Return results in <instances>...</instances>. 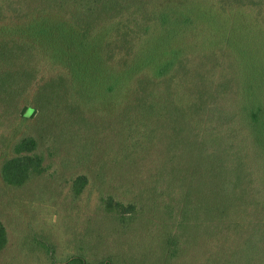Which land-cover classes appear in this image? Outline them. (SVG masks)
Wrapping results in <instances>:
<instances>
[{"label": "rangeland", "instance_id": "obj_1", "mask_svg": "<svg viewBox=\"0 0 264 264\" xmlns=\"http://www.w3.org/2000/svg\"><path fill=\"white\" fill-rule=\"evenodd\" d=\"M140 1L156 5L164 1L167 7H160V12L164 13L179 2L192 0ZM214 1L219 7L226 8V11L247 7V11L264 16V0ZM124 2L123 8L138 4V0ZM5 3L7 4L3 6L0 4V74L11 72L8 74V81L12 83V97L23 95L26 102L40 105L35 118L47 122L43 128L48 129L56 140L60 141L61 138L69 143L70 156L65 155L61 143L55 144L52 140L48 142L45 138L41 149L46 155L45 164L49 169L42 176L33 177L26 185L16 187L15 192L13 186L4 185L0 181V220L9 232V244L0 256V264H264V236H254V225L246 224L239 233L233 232L231 236L207 239L202 226L204 221L198 220L199 218L183 225L182 230L189 236L187 252L177 249L176 242L173 241L168 254L165 253L168 238L171 237L170 226L163 227V231L169 233L164 237L158 232L160 226L155 225L151 217L154 213L157 218L163 217L165 221L171 210L162 208L156 213L151 202L141 200L142 196L136 194V186L130 187L134 191L132 194L122 189L116 190L118 187L115 183L120 185L123 178L118 179V176H124L125 180L151 179L149 177L156 161L159 180L164 163L167 166L166 181L174 183L181 193L199 192L202 184L210 183H215V187L206 186L209 191H220L219 186H216L219 179L212 173H203L199 166L204 164L202 167H210L215 155L207 157L203 154H191L188 128L192 114L196 119V113L191 110L196 106L194 99L190 108L186 105L188 117L184 116L185 120L182 119L185 129L176 155L170 157L159 154L160 163L158 158L151 156L137 169L138 173L124 172L120 167L119 153L123 156L128 153L135 142L134 137L139 136L143 143L151 138L152 129L149 127L152 125L165 124L167 128L176 121L181 122V116L176 112L173 120L167 119L166 122L164 118L171 116L174 111L170 109L173 94L172 97L167 96V100L155 99L154 111L144 108L143 98L140 97L136 113L131 115L132 105L124 100L122 90L116 84L128 79L127 70L118 69V76L115 73L112 75L109 67L101 61L108 55V49L101 47L103 42L96 45L94 39L90 38L88 41L84 35L80 38L78 33L74 34L64 23V16L60 12H48L44 0H7ZM25 4L30 5L29 9L34 7L30 14L21 20H7L17 16L15 8L24 7ZM201 8L203 6L199 5L191 11L170 13L172 22L166 27L158 28L151 38L139 44L140 52L136 61H149L157 71L168 59L177 65L178 56L193 55V69L190 73L183 69L188 62L183 60L181 63L183 91L185 76L192 80L195 90H208L212 95L209 97L212 108L207 109L205 114L199 113L197 120V127L201 128L205 140L202 143L208 139L205 131L223 129L212 121L215 114L223 113L226 138L243 149L249 138L245 129L240 126L242 101L247 97V87L251 86V95L256 90L254 85L264 77V29L250 30L251 28L244 26L250 25L254 18L247 13L239 14L235 11L211 15L209 12L204 13ZM185 18L193 21L191 27ZM95 37L98 40L99 37ZM161 54H166V57ZM42 58L54 66L52 74L41 75L33 70L35 62ZM64 65L68 67L69 75L62 70ZM225 71L231 75L230 79L218 84V78L215 77L213 81L218 85L214 89L211 85L212 76L216 73L219 76L218 73L223 74ZM94 73L98 78L92 82L88 94L90 98L87 100L78 94L81 91L79 81L91 80ZM66 79H69V83L64 86ZM4 82L7 84L6 77ZM258 91L263 96V91ZM9 95L8 90H0L2 157L10 153L9 147L14 140L25 135V129L19 122L23 103L15 101L16 107H13V100ZM31 104L27 117L36 108ZM114 113L117 115L111 116ZM65 120H73L74 123H66ZM87 120L93 123L87 124ZM38 123L40 127L43 125V122ZM260 123L264 125L263 114ZM36 125L34 122V126ZM26 133L36 138L39 134L37 130L30 132L28 129ZM127 133L131 141L128 140ZM248 134L252 137L250 131ZM216 135L217 133L213 137ZM112 141L120 144L117 150L110 148ZM233 156L236 160L241 158L239 154ZM124 162L125 158L122 160ZM262 164L261 177L264 181V156ZM90 170L94 175H91ZM104 174V177L112 175L115 182H105L102 178ZM78 176L86 178L80 196L73 192ZM159 184L157 183V188ZM247 187L246 185L244 189ZM110 196L125 206H135L129 217L132 219L118 220V212L109 215L104 210L106 207L103 200ZM133 218H137V221ZM179 235L182 240L184 233L181 230Z\"/></svg>", "mask_w": 264, "mask_h": 264}, {"label": "trees", "instance_id": "obj_2", "mask_svg": "<svg viewBox=\"0 0 264 264\" xmlns=\"http://www.w3.org/2000/svg\"><path fill=\"white\" fill-rule=\"evenodd\" d=\"M5 1L7 0H0V4L2 6L3 4H7ZM20 1L23 2V0ZM44 1L49 13L60 12L61 16H64V23L69 26V30H72L74 34L78 33L80 38L84 35L88 41L92 38L91 40L94 39L96 45L103 42L101 47L108 49V55H106L105 60L101 61L109 67L112 75L114 73L117 75L118 69L124 68L127 70L128 79L119 81L116 84L120 86L124 100L129 105H132L131 115H135L138 107L137 101L140 97L143 98V107L154 111L153 103L155 99L161 98L167 100V96L172 97L171 95L173 94L174 100L169 99L171 101L170 109L174 110L172 112L173 114L171 113L169 117L164 116V118L166 122L167 119L173 120L176 112L181 116V122L176 121L173 123L174 125L167 124V128L165 124H159L158 126L148 125L152 129L151 138H147L143 143L139 140V136L134 137L135 142L128 150V153L125 156L119 153L121 160L120 167L123 168L124 172L138 173L137 169L143 166V162L151 156L158 158V163H160L159 154L174 157L179 149V145L181 146V134L185 129V124L182 123V119L185 120L184 116L186 118L188 117L186 105L190 108L193 99L196 102H194L196 104V106L194 105V109H191L192 112L194 111L196 113V119L193 114L191 117L189 116V146L192 147V155L203 154L207 157H213L215 155L210 167H202L204 164L202 166L199 164V166L203 169H201L203 173H212L219 179L216 185L219 186L218 189L220 191L218 193L208 190V188H214L215 183L208 185L202 184L201 190L192 194L177 191L174 183H168L166 181L165 168L167 166L165 167L164 163L162 164V171H160L162 173H160L161 177L159 180L157 177L159 169L156 161L154 171H151V177H149L151 179L149 180L147 178H138V181L135 180L137 178L134 180H125L124 176H116L118 179H121L119 177H123L120 185L115 183L118 187L116 190L122 189L132 194L134 191L130 187L136 186V194L140 197L142 196L141 200L151 202L156 213L158 210L160 212L162 208L171 210L169 218H166L165 221L163 217L162 219L161 217L157 218L154 213L151 217L153 223L160 226L158 232H161V235L164 237L168 231H163V227L170 226L169 232L171 237L170 239L168 238V248L165 253L168 254L169 247L173 241L176 242L177 249H180L182 252H187L189 246L187 238L189 236L182 230L183 225L185 223L195 222L196 218L204 221L202 226H204L206 232L205 237L207 239L231 236L233 232L237 234L242 226L246 224L249 226L251 224L254 225V236H264V181L261 177L263 170L262 158L264 156V125L262 126L260 123L261 115L263 114L264 116V77L259 80L258 84H253L256 90H253L251 95H249L251 86L247 87V97L242 101L240 126L245 129L249 142L241 149L236 146L235 142L233 143L226 138L223 130L226 124L224 121L225 114L223 113H219L220 116L215 114V117L212 119L216 126L221 125L223 129L205 131L208 139L205 143H202L205 140H203L201 128L197 127V120H199V113L201 114L202 112L205 114L207 109L212 108V100L209 99L212 95L208 90H195V85L191 84L192 80L185 76L186 83L183 91V75L180 69V67H183L181 63L183 60L188 62L183 69L190 73L193 69V55L178 56L179 66L168 59L160 68H157V71L153 67L154 64L149 61H136V57L140 52L139 44L145 39L151 38L153 32L159 30L158 28L168 26L169 22H172L170 13L182 10L191 11L199 5L203 6L201 10L204 13L209 12L211 15L214 13L227 14L235 11L239 14L247 13L249 16L254 17L250 25H244L251 28L250 30L264 29V16H261L260 13L247 11V7L226 11V8L219 7L218 3L214 0L179 2L173 9L170 8V11H165L164 13L160 12L161 5L167 7L164 1L156 5L153 2L143 3L138 0V4L135 3L134 6L128 5L124 8L122 7L126 3L124 0ZM29 6L25 4L24 7L15 8L14 13L17 16L8 18L7 20L17 21L23 19L30 11H33L34 7L29 9ZM158 14L163 15L158 16ZM70 15L72 16L69 17ZM185 19L186 23L191 27L193 21L190 18ZM95 36L99 37H97L98 40H96ZM161 55L164 58L166 57V54ZM35 63V69L33 68V70L41 75L52 74L55 71L54 66L50 65L48 61L43 60V58ZM62 70L67 71L68 74L67 66H62ZM10 73V71H6L4 74H0V90L9 91V97L13 100V107H16L15 101L18 102L20 100L23 103L19 113V122L22 124L23 129H25V135L13 141L11 147H9L10 153L7 156L2 157V148H0V181L4 185L13 186L14 188L12 189L14 190L16 187L26 185L33 177L42 176L49 169V166L45 164L46 155L41 149V143H44L45 138L48 139V142L52 140L55 144L61 143L64 146L63 150H65L67 157L70 156V147L67 141H62L61 138L60 141L56 140L48 129L43 128L47 124V122L44 123L45 120L35 118L40 105H36L35 103L31 104L29 101L26 102L22 97L23 95H13L12 97V83L8 81V74ZM70 74L73 75V72L70 71ZM218 74L219 76L216 73L218 77L215 75L211 78V85L214 89L222 81L225 79L228 80L231 77L226 71L223 74ZM3 76L7 78V84L4 82L5 77ZM215 77L218 78V84L213 81ZM97 78L98 76L94 73L91 80L86 81L81 79L79 81L81 91H78V94L89 100L90 95L88 96V94L90 93V87H92V82ZM66 80L64 86H67L69 83V79ZM14 88H16V84H14ZM258 90L263 91V96L260 95ZM216 91L219 93L217 89ZM30 104L36 108H33V112L27 117L26 115ZM116 115L117 113L111 114V116ZM216 119L219 120L216 121ZM34 122L37 124L36 126H34ZM38 122H43V125L40 127ZM64 122L74 123L73 120H65ZM86 123L92 124L93 122L87 120ZM88 126L91 127V125ZM27 129L30 132L37 130L39 132L38 138L27 134ZM249 131L253 138L248 134ZM258 131L262 132L261 135H259ZM216 133V137H213ZM170 135L172 139H170ZM217 138L220 140L218 141ZM128 140L131 141L129 134ZM213 141L218 145H215ZM116 143L112 141L110 148L117 150L120 144L117 143V145ZM234 154H239L241 157L240 160H236L233 156ZM123 158H125L124 163H122ZM90 173L94 175L92 170H90ZM104 176L105 174L102 178H104L105 182H115L112 175ZM96 177L100 178L97 175ZM85 183L86 178L84 176H78L75 180L73 192L76 196H80L83 193ZM157 183H160L158 188ZM246 185L248 187L244 189ZM204 188H207V190H204ZM103 201L106 207L104 210L107 213L109 212V215L110 213L117 214V212L120 214L118 220H126L135 210V206H125L122 202L113 199L112 196ZM134 219L137 221V218ZM180 230L181 233H184L182 240L179 235ZM8 244L9 232L5 224L0 220V256L5 252ZM4 263L6 262L4 261Z\"/></svg>", "mask_w": 264, "mask_h": 264}]
</instances>
